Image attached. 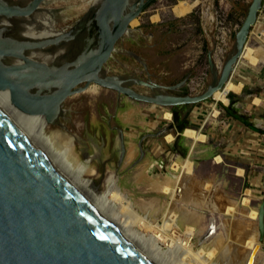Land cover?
<instances>
[{"label": "rangeland", "instance_id": "1", "mask_svg": "<svg viewBox=\"0 0 264 264\" xmlns=\"http://www.w3.org/2000/svg\"><path fill=\"white\" fill-rule=\"evenodd\" d=\"M194 1L155 0L137 20V25L131 27L133 34L118 42L116 52L105 66L108 75L150 79L165 87L186 83L172 94L203 95L217 78L222 77L224 67L234 55L237 36L254 0H202L188 17L175 16V6ZM94 2L48 1L41 7L48 12L45 28L69 31L83 19ZM49 36L48 33L44 35ZM247 49L248 54L231 80L243 87L240 93L231 94L229 105L212 99L173 109L154 108L93 86L86 93L68 99L60 124L45 129L49 136H61L50 153L60 156L71 172L78 167L77 163L84 165L82 179L88 183L87 190L97 201L100 197L108 198L104 210L106 219L121 230L127 240L141 246L154 264H191L192 261L193 264H249L250 245H260L264 164L255 173L256 168L249 165L251 160L234 155L230 147L240 121L231 117L228 109L264 131L263 11ZM255 55H259L258 61L253 58ZM134 89L154 94L142 87ZM176 110L181 119L187 117L188 127L182 133L177 130ZM166 112L171 113V121L164 119ZM248 129L252 130L247 126ZM191 131L202 137H191ZM121 137L126 147L124 154ZM70 147L72 153L68 152ZM219 155L223 157L217 159ZM187 163H193L189 173L184 168ZM255 179L259 187L251 185ZM156 182L162 185L159 190H152ZM163 184L172 190L165 193ZM178 189L181 193L175 196ZM113 195L127 203L132 216L112 198ZM247 198L251 201H246ZM212 218L221 223L224 220L226 224V233H223L230 242L225 261H222L221 249L216 257L211 255L215 249L213 241L210 244L207 238L205 244H201L202 239H199L206 234ZM137 219L162 230L168 238L173 236L176 245L179 238L194 230L199 234L194 237L195 244L191 243L195 255L189 257L179 246L171 247L166 243L160 246L155 236L138 227ZM125 221L128 226L123 225ZM152 240L156 241L157 251L150 254L144 249L143 241ZM204 250L203 258L197 256ZM160 253L169 260L162 259ZM258 261L264 264V246Z\"/></svg>", "mask_w": 264, "mask_h": 264}, {"label": "water", "instance_id": "2", "mask_svg": "<svg viewBox=\"0 0 264 264\" xmlns=\"http://www.w3.org/2000/svg\"><path fill=\"white\" fill-rule=\"evenodd\" d=\"M48 1L0 0V90L10 93L22 113L42 116L51 126L60 124L68 99L93 86L167 109L214 99L233 81L264 9V0H254L237 36L236 51L214 85L200 96H176L172 93L186 83L165 87L150 79L110 76L105 69L118 42L133 34L132 22L155 0L95 1L80 22L63 32L45 28L48 12L41 7ZM47 33L50 36L44 37ZM211 63L214 66L213 53ZM134 87L154 94L139 93ZM121 150L124 154L122 137ZM263 246L264 203L260 246L249 264ZM0 264H150L85 202L1 109Z\"/></svg>", "mask_w": 264, "mask_h": 264}, {"label": "bare ground", "instance_id": "3", "mask_svg": "<svg viewBox=\"0 0 264 264\" xmlns=\"http://www.w3.org/2000/svg\"><path fill=\"white\" fill-rule=\"evenodd\" d=\"M94 1L99 2L101 0H94ZM195 2L196 3L181 2L179 5L175 6L173 9L175 16L177 18H186L189 15H191L200 5V1H195ZM155 20L158 21L159 18H156ZM137 23H138L137 20H134L131 24V27L136 26ZM1 27L3 28V26H1ZM248 52L249 51L246 48L244 56L247 55ZM250 56H252V55L250 54ZM257 56L259 57V55H257ZM257 56H255L253 58L258 61ZM242 87H243V85H236L235 83L229 81V83L226 85V88L224 90H221L215 94L214 99H217V100L225 103L226 105H229L231 103L230 102L231 94L240 93V91L242 90ZM153 107L155 108L157 106H153ZM0 109L18 127V129L22 132V135L25 136L26 139L31 143V145L40 152V154L46 159V161L52 167H54L55 170L60 175H62L63 178H65V180L75 189V191L85 200V202H87L102 218H104L108 223H110L108 221V219H106V217L104 216V210H105V206L107 205L108 198L100 197L101 198L100 201H97V199L87 190L85 185H87L88 183L87 182L84 183V181L82 179L83 175H84V173H83L84 165L81 163H77L76 165L78 167H76V169L73 170L74 172H71V171H69V167H67L66 165H64L61 162V159H59L60 156H54L50 153V151L53 150L54 147L57 146L58 141H59L61 136L57 135V136L53 137V136H49L48 134H46L45 129L47 128V126H51L50 124L47 123L46 119L42 116H29V115H25L24 113H22L20 110H18L13 105V103L11 101V95L8 91L0 90ZM166 116L168 119H171V117H172L171 113H168ZM190 135H191V137L197 138V139L198 138L200 139L202 137V136H199L196 131H192ZM168 138H172V136H168ZM68 152L72 153L71 147H70V150L68 149ZM184 168H185V172L189 173L193 169V163H189V164L187 163ZM164 185L165 184H163V189H164L165 193H168L169 191L172 190V189H170V186H168V185L164 186ZM180 193H181V189L176 190L175 196H179ZM112 198H114L119 203V205L122 206L123 210L126 213H129L130 216H132V213H131L130 208L127 205V203H125L123 200H121V198L118 195H113ZM184 215H186V214H184ZM178 217H179V215H178ZM178 217H177V219H178ZM184 217H186V216H184ZM194 219H195V217H194ZM187 221H188V219H187ZM193 222H191V223H193ZM222 222L223 223H221L217 218L210 219L209 225L207 227V232H206L207 235L205 233H203V234H205V235H203V236H205V238H202L203 236L202 237L200 236L199 239H202V240H200L201 244L204 243L205 239L207 240V238L209 240H211L210 244H212V241H213L215 249L213 251L211 250L212 254L211 253L210 254L212 256L216 257V254L219 252L218 249H221L222 257L221 256L220 257L223 258L222 261H225V259L229 255L228 244L230 241L227 240L226 234L223 233L226 231V224H224V222H225L224 220ZM135 223L138 225L139 228L140 227L144 228L147 233H149L152 236H155V239L160 244V246L163 245L162 243L170 244L171 247L179 246L180 250L186 251V253L188 254L189 257L192 255H195L192 252L191 243H192V240H194V237L197 238V236L199 234L198 235L195 234L194 230H192V229H191L192 231L187 230L189 234L186 236H183L182 238H179V242L176 245V243H175L176 238L174 239L173 236L168 238V236H166L162 232V230L151 227L144 220H138L137 219L135 221ZM123 225L128 226V223L125 221ZM111 226L134 249H136V251H138L150 264H154L151 256H149L145 252H143L141 249V246L135 245L130 240H127L124 237L121 230L114 227L113 225H111ZM160 235H162V236H160ZM200 235H202V234H200ZM177 241H178V238H177ZM143 243L145 245V246L143 245V247L148 253L152 254L154 251L155 252L157 251V246L155 245L156 241H154V240L143 241ZM206 245H207V243H206ZM259 246H260L259 244H256V245L251 244L250 247L248 245L249 249L252 251L251 258L253 257V254L256 252V250ZM207 247H208V245H207ZM211 249H212V247H211ZM230 250H231V248H230ZM205 254H206V252L204 250V251H201L200 254L197 256L202 257ZM258 254H257V258L252 262V264H257L259 262L258 261ZM160 257L166 261L169 260L168 258H165L164 255H162L161 253H160ZM188 259L189 258H186V260H188ZM228 260H229V258H228ZM250 261H251V259H250ZM229 263L230 262H228V264ZM259 263L261 264V261Z\"/></svg>", "mask_w": 264, "mask_h": 264}, {"label": "crops", "instance_id": "4", "mask_svg": "<svg viewBox=\"0 0 264 264\" xmlns=\"http://www.w3.org/2000/svg\"><path fill=\"white\" fill-rule=\"evenodd\" d=\"M263 12H264V9H263ZM166 113L164 114V119L171 121L172 118L168 119L166 117L168 113L167 114ZM255 128L259 129L257 127ZM248 130H247V125L240 121L239 125L237 126V129L234 130L233 141L231 143L230 148L233 149V153L236 157H239L240 159L245 157L251 160V163L249 165L256 168L255 170V173H256V171H258L259 168L264 164V131L261 132L262 130L260 131V129L259 130L252 129L253 131L250 129ZM220 157H223V156L219 155L217 159ZM241 170L244 175V169H241ZM251 175L254 176V173H252ZM160 185H162V183L156 182L154 185L155 188L152 190H159ZM251 185L259 187L258 181L256 179L254 183L251 182ZM246 201H251V200L247 198Z\"/></svg>", "mask_w": 264, "mask_h": 264}, {"label": "trees", "instance_id": "5", "mask_svg": "<svg viewBox=\"0 0 264 264\" xmlns=\"http://www.w3.org/2000/svg\"><path fill=\"white\" fill-rule=\"evenodd\" d=\"M229 111V115L233 118H235L236 120H239L241 122H243L244 124H246L248 127H250L251 129H254V130H259V129H256L250 122L249 120L246 118V117H243L241 115H239L238 113H236L235 111H233L232 109H228ZM174 118H175V121L177 123V130L182 133L184 132L187 127H188V122H187V117L184 118V119H181L180 116H179V113L178 111H174ZM261 131V130H260ZM263 132V131H261Z\"/></svg>", "mask_w": 264, "mask_h": 264}, {"label": "built area", "instance_id": "6", "mask_svg": "<svg viewBox=\"0 0 264 264\" xmlns=\"http://www.w3.org/2000/svg\"><path fill=\"white\" fill-rule=\"evenodd\" d=\"M192 243H194L195 244V240H192ZM195 252H197V248H195ZM189 264V263H188ZM191 264H193V261H192V263Z\"/></svg>", "mask_w": 264, "mask_h": 264}, {"label": "flooded vegetation", "instance_id": "7", "mask_svg": "<svg viewBox=\"0 0 264 264\" xmlns=\"http://www.w3.org/2000/svg\"><path fill=\"white\" fill-rule=\"evenodd\" d=\"M195 1H202V0H195ZM195 1H194V2H192V3H196ZM57 58H58V57H57Z\"/></svg>", "mask_w": 264, "mask_h": 264}]
</instances>
